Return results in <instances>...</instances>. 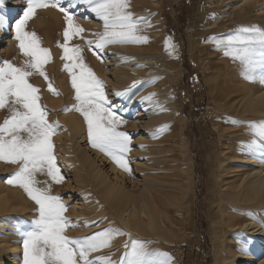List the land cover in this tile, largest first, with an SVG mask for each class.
I'll return each instance as SVG.
<instances>
[{
  "label": "rangeland",
  "instance_id": "1",
  "mask_svg": "<svg viewBox=\"0 0 264 264\" xmlns=\"http://www.w3.org/2000/svg\"><path fill=\"white\" fill-rule=\"evenodd\" d=\"M26 7L27 0H3L2 11L7 17V24L0 27V61L10 60L20 64L25 59L14 39L13 25ZM246 7L247 16L244 17L245 12L237 7L235 0H131V11L135 16L144 17L151 24V27L141 25L140 34L147 35L149 41L143 47L148 48H142L140 53L153 54L151 58L157 72L153 74L155 80L139 82L134 88L131 85L128 99L117 97L111 91L110 80L115 78V75L112 76L115 65L107 62L108 56L104 50L101 54L103 60L100 59L103 61L100 64L102 74L95 70L94 46L93 50H89L85 41L95 40L96 37L88 36L85 30L83 40L76 37L70 42L80 44L84 49L85 62L104 81L108 99L117 107L118 115L126 121L119 130L132 137L131 151L126 157L132 172L131 175L124 172L137 180L145 176L159 184L155 182L153 185V194L159 206L155 223L150 225L149 219H145V223L137 225L129 220L125 226L121 218L116 216L117 213L113 212L111 203L105 200L97 188L88 168L86 191H83L75 183L67 164L57 159L64 180L60 184L53 183L52 192L63 197V203L68 206L65 215L76 225L69 227L66 234L70 237H85L110 227L130 234L116 237L110 248L92 253V257L107 255L113 261H118L125 252L124 245L137 239L150 242L149 247L153 250L169 253L174 258L173 264L222 263L226 241L232 239L221 230L223 217L232 213L229 210L231 206L235 207L231 202V193L238 189L237 185L248 172L257 169L256 163L260 164V158L264 157L259 148L264 141L255 134L253 128V125L264 122V119L261 120V117L257 120L254 114L243 111L244 98L252 90L264 87V70L257 65L255 78L249 79L239 61L225 56L222 48L218 49L215 43L206 41L210 36L232 34L240 26L256 25L264 29V0L255 6ZM79 11L76 22L84 29L92 21L96 22L97 18L83 11V6H79ZM30 21L28 30L35 31L42 40V46L51 51L52 59L45 68L53 85L58 84V78H68L70 81L66 71H63L64 61L60 59L62 49L57 46V42H63V14L52 7L41 8ZM168 37H172V42L177 45L175 55H169L165 48ZM140 66L142 71L147 69L145 65ZM30 82L34 85L48 83L38 75ZM128 88L119 89L123 92ZM162 88L170 96L171 119L161 122L159 119L152 130L135 124V120L146 117L141 116L140 104L151 107L156 102L164 101L162 98L156 101L154 96L150 101L143 99ZM49 99L57 100L61 105L66 104L61 94L44 100L51 103ZM154 112L158 113L159 109H154ZM52 113L49 110L48 118L57 120L62 116L59 110ZM232 119L240 123L232 124ZM165 125L169 127L154 138L152 134ZM61 129L65 132L62 125ZM71 136L70 140L81 156V141L73 132ZM58 140L56 134L53 141L57 157L62 151L56 149ZM254 141L258 144L257 154L254 153L250 158L247 152ZM239 148H243L242 151ZM100 153L107 160H112L103 152ZM134 162H141L139 166L142 170L136 169ZM261 165L264 168V161ZM17 167L0 161V191L3 197V194L5 198L8 196L0 212V228L6 229V235L0 229V261L16 258L22 264V239L17 229L29 227L38 213L35 203L19 187L6 183ZM103 168L106 170L107 166ZM38 179L47 178L38 176ZM240 209L236 212L238 216L263 221L261 219L264 217L245 208ZM133 231L138 235H133ZM19 243L21 252L13 249ZM249 252L257 260L260 259V250L256 252L250 249Z\"/></svg>",
  "mask_w": 264,
  "mask_h": 264
},
{
  "label": "snow or ice",
  "instance_id": "2",
  "mask_svg": "<svg viewBox=\"0 0 264 264\" xmlns=\"http://www.w3.org/2000/svg\"><path fill=\"white\" fill-rule=\"evenodd\" d=\"M79 6L103 21V31L93 33L96 39L85 41L89 50L94 46L93 55L97 59L103 60L101 54L109 45L146 44L149 41L147 35L140 33L142 24L148 27L151 24L146 18L135 16L131 11V0H27L23 15L13 25L14 39L25 59L20 64L0 61V110L7 113L0 122V161L18 165L6 183L19 187L35 203L38 213L29 227L17 229L22 239V264H173L174 258L169 253L153 250L149 247L150 242L137 239L124 245L125 252L118 261L107 255L92 257V253L110 248L116 237L130 235L119 228H105L85 237L66 234L69 227L76 225L65 215L68 206L63 203V197L52 192V184H60L64 180L53 141L61 125L59 121H49V110L40 103L41 89L30 82L37 75L43 77L48 82V91L60 94L45 68L52 59L51 51L43 47L41 38L27 27L38 9L52 7L63 14V42H57V46L62 49L60 59L64 61L63 71L70 77L75 103L71 107L65 106L62 111L78 112L87 125L90 145L109 156L123 171L130 175L132 172L126 158L131 151L132 137L119 130L126 121L108 99L104 81L85 62L84 49L80 44L70 43L76 37L84 39L85 29L76 22ZM2 10L3 0H0V27L7 24ZM206 42L215 43L218 49L224 50L225 56L239 61L249 79L255 78L257 65L264 70V29L259 26H240L232 34L210 36ZM165 48L169 55H175L177 45L172 42V37L165 40ZM130 91L131 88L114 95L128 99ZM154 95L151 93L143 99L150 101ZM230 122L240 123L235 119ZM167 127L158 128L153 137ZM253 128L264 141V122L253 125ZM259 148L264 153V142ZM256 149L254 141L249 150L255 153ZM38 176L47 179L40 180Z\"/></svg>",
  "mask_w": 264,
  "mask_h": 264
},
{
  "label": "bare ground",
  "instance_id": "3",
  "mask_svg": "<svg viewBox=\"0 0 264 264\" xmlns=\"http://www.w3.org/2000/svg\"><path fill=\"white\" fill-rule=\"evenodd\" d=\"M260 1L261 0H235V3L237 4V7L245 12L244 17H246V6H255L259 4ZM86 27L87 28H85V30L87 35L94 36L93 33L103 31V21L97 19L96 22L92 21L91 24H87ZM143 47L144 44H112L104 49L106 55L108 56L107 62L112 63L111 65H115L112 70V76L115 75V78L113 77L114 79L110 80L111 91L113 92V95L115 92H122V90L119 89L120 87L130 88L134 82H140L141 84V82L143 83L154 79L153 77L157 71L155 69L156 64L155 62H152L151 58L153 54H146L144 51H142L143 53H140V50ZM145 48L147 49L148 47ZM94 59L95 70L102 74L100 64H102L103 61L97 59V57ZM140 65H145L147 69L144 71L140 70ZM107 72L108 71H105V73ZM57 82L59 85H54V87L61 95H63V100L66 101V104L64 105H61L62 103L57 100L51 101L49 99L51 103L45 102L44 99H47V97L50 98L54 96V94L48 91L47 85H36L41 89L40 103L45 105L46 108L51 110L53 113H56L58 110L62 113L60 119L56 120L53 117L48 118L50 122L59 121V124L65 129V132H63L62 129V131L58 130L57 132V137L59 140L57 142L58 147L56 149L62 150L61 155H59L57 159L67 164V167L73 175V179L76 181L75 183H78L79 187L83 191H86V170L88 168L92 176L95 178L97 188H99L105 200L111 203L113 212L117 213L116 216L121 218L124 225H128L127 222L129 220L132 224L135 223L137 225H141L145 223V219H149L148 223L150 225L154 224L156 215H158L159 212V206L156 202L157 197L155 198V195L153 194V185L155 182L157 183V181L154 180L155 182H153V179L151 180V178L149 179L145 176H143L140 180L128 176L121 168L112 162V160H107L104 156H102L98 149L93 148L88 141L87 126L82 120L83 117L75 111H62L65 106L71 107V105L75 103L74 91L71 88V82L68 81V78L67 80L58 78ZM252 91L253 92L250 91L251 93L248 94L246 98H244L245 101L243 104V111L254 114L255 118L257 117V120L258 118L262 117V120L264 119V87H261L256 91ZM153 93H155L154 97L156 98V101H158L159 98H162L164 101L160 103L156 102L151 107L146 106L145 104L139 105L141 116L146 115V117H143L142 120H135L134 123L144 129L152 130L155 128L157 123H159V121H169L172 117L169 94L166 93L163 88L162 90H157ZM154 109H159V112L155 113ZM6 115V111L0 110V122L3 121ZM254 115L252 117H254ZM67 130L69 131L67 132ZM72 132L78 137L83 146L82 148L77 146L81 148V156H79L76 148L73 146L70 140L72 137ZM242 149L240 150L242 151ZM89 151H91V154L94 156H92ZM236 152L239 153L238 151ZM244 152H246V150ZM256 152L257 150L255 153ZM247 153L250 155V158L254 154L250 150ZM260 159L262 160L261 163H256L257 169L248 172L244 179L242 181L240 180L241 183L237 185L238 189L234 193H231V197L230 195L228 196L231 198V202L235 207L231 206L229 210L232 213H227L223 217L221 230L223 231V234H228L230 237H232V239L226 241V250L222 256L223 260L221 264H264V218L261 219L263 221L258 222L247 217H240L236 213L239 208H245L250 212L264 217V168H262L261 165L264 161V157ZM139 163L134 162V166L136 169L142 170L139 166ZM102 166H107V169L103 170L104 168ZM157 185L159 184L157 183ZM3 195L4 197L0 191V212L4 206L3 204L6 202V200H8L6 199L8 196L5 198V194ZM0 229L5 234L6 229ZM133 235L137 236L138 233L133 231ZM13 249L15 251L21 252L20 243L16 244ZM250 249L256 252L258 250L261 251V257L259 260L254 257V254L249 252ZM3 260V262L0 261V264H20V261L16 258H4Z\"/></svg>",
  "mask_w": 264,
  "mask_h": 264
}]
</instances>
